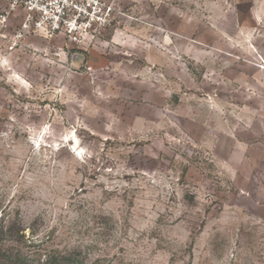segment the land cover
<instances>
[{"label": "rangeland", "instance_id": "obj_1", "mask_svg": "<svg viewBox=\"0 0 264 264\" xmlns=\"http://www.w3.org/2000/svg\"><path fill=\"white\" fill-rule=\"evenodd\" d=\"M109 2L0 26V264H264V0Z\"/></svg>", "mask_w": 264, "mask_h": 264}, {"label": "built area", "instance_id": "obj_2", "mask_svg": "<svg viewBox=\"0 0 264 264\" xmlns=\"http://www.w3.org/2000/svg\"><path fill=\"white\" fill-rule=\"evenodd\" d=\"M0 26L7 28L13 17H20L13 34L16 40L30 35L46 38L64 36L80 43L95 37L112 22L109 0H4Z\"/></svg>", "mask_w": 264, "mask_h": 264}, {"label": "trees", "instance_id": "obj_3", "mask_svg": "<svg viewBox=\"0 0 264 264\" xmlns=\"http://www.w3.org/2000/svg\"><path fill=\"white\" fill-rule=\"evenodd\" d=\"M6 232L3 231L2 228H0V234H5ZM0 252L3 253L4 252V249L2 247H0ZM5 255V253H3ZM53 264H60L59 262H55Z\"/></svg>", "mask_w": 264, "mask_h": 264}, {"label": "crops", "instance_id": "obj_4", "mask_svg": "<svg viewBox=\"0 0 264 264\" xmlns=\"http://www.w3.org/2000/svg\"><path fill=\"white\" fill-rule=\"evenodd\" d=\"M6 6V2L4 0H0V8H3Z\"/></svg>", "mask_w": 264, "mask_h": 264}]
</instances>
